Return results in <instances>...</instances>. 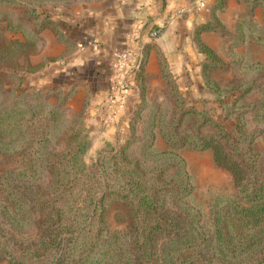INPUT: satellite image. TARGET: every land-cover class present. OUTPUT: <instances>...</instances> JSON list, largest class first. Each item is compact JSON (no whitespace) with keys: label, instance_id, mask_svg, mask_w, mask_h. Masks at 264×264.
<instances>
[{"label":"trees","instance_id":"1","mask_svg":"<svg viewBox=\"0 0 264 264\" xmlns=\"http://www.w3.org/2000/svg\"><path fill=\"white\" fill-rule=\"evenodd\" d=\"M28 1L29 9L35 12V23L39 19L37 28L53 30L58 40L65 42V54L72 41L43 6L61 1L19 0ZM245 2L247 11L255 6L261 8L260 22L244 13L230 33L216 14L224 7V0H214L209 7L210 18L195 25L193 31V39L202 53L200 74L204 85L213 91L224 110L223 121L213 118L205 108L180 109L177 99L180 92L174 80L167 79L171 74L158 56L161 75L173 91V98L169 97L172 99L170 113L178 118L185 113L200 115L198 127L203 123L213 127L193 137L192 147L210 149L213 163L229 173L233 192L214 196L206 210L200 209L193 200L192 206L184 204L191 192L193 196L190 177L176 151L185 140L169 139L163 131L161 135L166 143L163 149L151 142L150 135L139 155L131 156L127 152L129 134L116 145L105 143L87 164L84 154L88 148V132L80 109L74 127L62 135L68 140L65 148L42 154L44 166L51 174L47 184L16 177L24 172L17 166L11 168L19 170L14 177L0 174V264H264V144L261 143L264 142V94L257 100H245L253 88L264 93L261 88L264 58L243 55L247 46L251 51V44L264 47V0ZM38 6L42 16L36 11ZM202 31L226 33L231 66L242 71V77L222 89L218 86L220 82L209 73L227 63L200 38ZM239 46L244 50L235 49ZM146 54L145 42L133 68L136 93L130 124L144 111L152 125L167 104L161 99L145 104ZM33 69L31 72L35 71ZM1 72L0 152L23 138L19 137L21 133L28 132L20 125L24 110L27 116L23 124L32 128L34 109L29 104L25 109H18V93L25 89L37 92L63 87L58 83L40 88L25 84L21 92H15L14 87L1 88ZM256 73L262 81L256 80ZM9 75L16 74L9 71ZM26 75L17 76L23 81ZM7 92L10 94L6 95ZM69 94L70 88L63 91L65 97ZM143 107L146 109L142 110ZM246 116H251L256 124L248 125ZM225 121L230 124L227 126ZM36 127L39 130L29 134L26 143L43 142L48 138V131L42 130L39 124ZM23 150L20 147L19 152ZM15 153L16 149L11 155ZM171 156L177 164L173 175L162 164L145 166L147 159L156 162ZM20 161L23 167L33 166L32 170L41 164L39 157H32L29 151ZM174 183L175 187H171ZM167 191L170 195L165 198L161 193ZM108 200H117L126 208L125 226L110 229L106 224Z\"/></svg>","mask_w":264,"mask_h":264},{"label":"crops","instance_id":"2","mask_svg":"<svg viewBox=\"0 0 264 264\" xmlns=\"http://www.w3.org/2000/svg\"><path fill=\"white\" fill-rule=\"evenodd\" d=\"M213 1L205 0L203 7H198L196 0H77L69 6L47 5L49 15L71 39V48L64 54L65 42L48 29L42 30L44 44L40 53L51 56V60L25 79L35 86L58 83L70 88L67 105L72 110H82L88 153L106 142L117 143L127 129L136 90L132 86L122 100L107 98L113 78L112 52L133 50L146 42L143 80L148 90L153 83H161L160 56L187 96L197 91L211 95L200 74L202 53L193 31L195 25L210 18ZM244 13L257 22L261 20V8L255 6L247 11L245 0H224V7L216 14L226 28L233 29ZM152 29L156 35L150 37ZM213 37L218 40L215 31L200 33L211 48L216 47ZM251 46L256 57L264 58V47Z\"/></svg>","mask_w":264,"mask_h":264},{"label":"rangeland","instance_id":"3","mask_svg":"<svg viewBox=\"0 0 264 264\" xmlns=\"http://www.w3.org/2000/svg\"><path fill=\"white\" fill-rule=\"evenodd\" d=\"M60 1L61 2H56L52 5L61 4L64 6H69L77 0ZM29 3V1L23 3L19 2V0L0 1V70L3 74L1 88L9 89L10 87H14L15 92L23 89V86L25 84L29 86H35L34 84H30L26 81V76L22 81L20 78H18V74L26 75V72H31L36 65H39L36 68V70H39L46 62H48V60H51V56L40 53L44 44V36L41 34L42 30L48 29L50 32H52L54 37L58 39L53 30L47 27L37 28L39 19L35 23V17H33L35 12L29 9ZM43 6L47 5L44 4ZM36 11L38 15L42 16L41 14H39V6L38 8H36ZM226 30L230 33L233 31V29L228 28H226ZM217 34L218 40L217 37H213L216 44V47H214L213 49L216 51L218 56L227 63V65L225 67L211 70L209 76L213 79H217L220 82L218 86H220L222 89L223 87L227 86L230 81L239 79V77H242L243 74L241 73L242 71L239 72V69L231 66V55L227 52L228 50H226L227 46L229 45L225 36L226 33ZM15 39H18L22 42H13ZM235 49L244 50V48L240 46L235 47ZM246 50L247 52L243 54L244 56L246 54L249 56H255L257 54V52H253L252 50L250 51L248 46ZM34 70L35 69H33V71ZM9 71H14L16 75H9ZM255 77L256 80L260 79L262 81V78L259 76V74H257ZM160 79L161 83H153L150 90H148L145 85L146 93L144 97L145 104L146 102L152 103L157 99H161L167 102V104H165V106L162 108V112L159 113L160 116L156 115L155 121L152 125H150V117L146 112L143 111L140 112L138 117L133 119L132 124H130L129 114L127 120V129L118 142L121 143L124 139H127L126 137L130 134L127 139L129 140L127 152L129 153V155L135 156L139 155L141 149L145 148L143 144H148L150 135H152L151 142L157 143L158 149H163L164 146H166V143H164L163 141V136L161 135L162 131L164 133H167L169 139H178L180 137L183 138L185 140L184 143L176 151L180 153L184 167L190 177V182L193 185V196L191 192V194L185 198L186 200H184V204H191L192 206L193 200L194 204H198L200 209L206 210L208 205L210 204V200H212L214 196L218 194H229L233 192V186L229 173L225 169L213 163L210 149H197L192 147L193 137L205 134V132L209 131L210 129L212 130L213 127H211L208 123H203V125L198 127L197 124L199 118H201L200 115L195 116L192 115V113H185L181 115L180 118H178L176 115H172L170 113L172 99H169V97L171 96V98H173V91L171 90V88L167 87L168 85H166L164 77L161 74ZM167 79L169 81H171V79L173 80L172 75L167 76ZM51 85L53 86L55 84ZM41 86H35V88H40ZM62 86L63 87L61 89H39L37 92H33L30 89H25L22 92L20 91L21 93H18L20 94L16 97L18 109H25L27 108L28 104L31 105V108L34 109V115L32 116L33 120L31 121L32 128L30 125H27V127L23 124V119L27 116V113L24 110V113H22L21 115L22 124L20 125L22 127L21 129H26L24 132H28L26 133V135L21 133L19 137L23 138H20L7 147L2 148L0 152V174L3 173L2 175L6 177H14V175L19 170L11 168L17 166L23 168L24 172L23 174H16V177H22L28 180L35 179V181H38L41 185H45L48 183L51 174L47 170L46 166H44L42 154H44L45 151H59L65 148L68 140L65 137H62V135L66 133V131L74 127V123L77 118L76 116L78 115V112H80V109L72 110L68 107V96L65 97L63 95V91H66L68 89V86ZM205 87L208 88L206 85ZM261 88L264 89V85H262ZM177 90L180 92L179 94L177 93L180 97L177 98L178 100H180V103H178L180 104V109H185L192 106L197 109L205 108L213 118H216L219 121L224 120V110H221L220 104L214 98L212 90L211 95L209 94V92L204 93L197 91L196 93L193 92L192 94H190V96H187L184 92H182L178 86ZM9 94V92L6 93V95ZM263 94V92L257 91L255 88H253L247 93V97L245 98V100H257ZM145 109L144 107L142 108V110ZM246 119L248 125L255 123L251 116H246ZM225 122L227 126L230 124L227 121ZM263 122L264 121H262V123ZM38 124L42 126V130L48 131V138L43 142L36 141L35 143V141L32 139V143H29L31 142V140L26 143L25 139L28 137V135L32 134L33 131L36 132L39 130L38 127L35 128V126ZM47 135L48 134H46V137ZM106 143L112 145L117 144L111 142ZM261 143L264 144L263 141H261ZM20 147L24 148L21 153L19 152ZM15 149L17 153L11 155L12 150ZM98 149H96V151L92 153H88V151H86V153L84 154V160L87 164L90 163ZM26 151L31 152L32 157H39V161L41 162V164L37 166L35 170H32L33 166H22V162L20 161V159ZM153 160L155 159H147L145 161V166H148V164L150 163L156 166L162 164L166 166L169 173H171L172 175L174 174L173 171L175 167H177V164L173 163L174 159L172 156L163 157L162 159H158L156 162H153ZM175 184L176 183H174L171 187H175ZM161 194L162 196L164 195L165 198H167L170 195V191ZM106 203L107 209L104 219L109 228L114 229L125 226L126 208L123 205H120L117 200H108L106 201Z\"/></svg>","mask_w":264,"mask_h":264},{"label":"built area","instance_id":"4","mask_svg":"<svg viewBox=\"0 0 264 264\" xmlns=\"http://www.w3.org/2000/svg\"><path fill=\"white\" fill-rule=\"evenodd\" d=\"M198 7L205 6V0H196ZM156 35V30L150 31V37ZM141 46L138 45L133 50H116L112 52L113 78L111 79L107 98L113 101L115 97L122 100L130 93L131 87L136 90L133 80V68L140 55ZM131 73V77H129Z\"/></svg>","mask_w":264,"mask_h":264}]
</instances>
